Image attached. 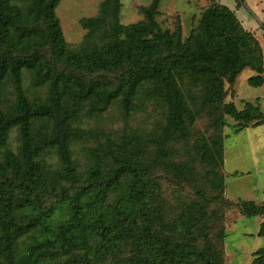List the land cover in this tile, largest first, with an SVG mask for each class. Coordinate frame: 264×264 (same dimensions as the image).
I'll return each mask as SVG.
<instances>
[{
  "label": "trees",
  "instance_id": "obj_1",
  "mask_svg": "<svg viewBox=\"0 0 264 264\" xmlns=\"http://www.w3.org/2000/svg\"><path fill=\"white\" fill-rule=\"evenodd\" d=\"M60 1L27 0L22 6L16 0H0V264H43L54 258L58 248L70 260L80 258L84 264H94L91 255L102 258L106 251L129 238L142 242L127 264H232L209 245L199 249L161 239L145 206L150 192L146 175L157 166L180 168L168 161L170 144L188 134L189 126L205 108L213 113L211 126L217 133L201 148L209 165L223 163L224 139L219 131L229 125L227 116L236 121L234 126L239 130L250 123L264 124L259 105L247 102L239 109L234 101H225V82L233 85L246 68L256 73L248 78L249 84L264 85L262 55L258 60L246 56L248 49L255 48V35L243 28L233 9L215 0L200 19L201 36H192L186 42L181 40L180 31L174 38L157 22L161 0L142 6L145 20L130 25L119 22L121 1L105 0L100 14L86 19L84 25L89 29V38L102 30L105 20L111 17L113 22L106 31L110 40L103 46L72 51L56 12ZM39 20L44 23V30ZM43 43L50 48V58L40 49ZM58 60L83 70H120L118 84L110 88L113 83L107 78L87 81L81 75L49 67ZM24 70L34 73L36 86H48L45 99H29L23 84ZM183 78L184 85L187 79L205 85L197 110L188 108L186 92L180 85ZM6 80L11 81L15 91L14 106L9 111L2 103ZM145 84H151L154 97L167 106L164 126L150 138L155 147L153 156L143 159L144 145L137 136L131 137L135 147L130 153L115 151L117 142L109 139L108 145L90 150L92 163L80 173L71 144L85 138V132L74 126L84 106L89 103L87 114L94 117L119 98L124 114L129 116L139 89ZM36 120L40 124L35 132ZM15 127L19 128L21 139L17 153L8 148ZM47 149H55L61 165L48 181L53 190L64 188L62 180L82 178L89 186L75 193L69 218L56 225L49 211L40 206L39 198L33 199L45 175L39 158ZM108 159L116 166L106 171ZM126 175L127 198L119 200L111 210L106 209L107 194L121 185ZM216 186L222 191L223 200L229 201L224 196L225 180L221 175ZM198 194L204 197L203 193ZM223 197L205 198L219 201ZM240 206L246 216L264 215V201H241ZM36 229H41L42 235H35L22 251L21 238ZM258 234L264 237V221ZM78 249L82 251L77 252ZM251 264H264V246L254 252Z\"/></svg>",
  "mask_w": 264,
  "mask_h": 264
},
{
  "label": "rangeland",
  "instance_id": "obj_2",
  "mask_svg": "<svg viewBox=\"0 0 264 264\" xmlns=\"http://www.w3.org/2000/svg\"><path fill=\"white\" fill-rule=\"evenodd\" d=\"M104 1H60L56 12L70 50L81 51L84 48L103 46L110 40L106 31L110 30L109 24L113 22L111 17L105 20L102 30L89 38H87L89 29L84 25L86 19L100 14V7ZM120 1L119 22L130 25L145 20L141 7L150 5L153 0ZM215 1L237 10L236 15L241 25L245 30L252 32L257 40L253 44L255 48L248 49L246 56L258 60L262 55L264 63V0ZM16 2L22 6L27 4V0ZM212 2L213 0H161L156 20L162 29L168 30L174 38L180 31L181 40L186 42L192 36H201L200 19ZM38 24L42 30L45 29L42 20H39ZM40 49L50 58L48 45L43 43ZM49 67L81 75L87 81L107 78L113 83L110 88L118 84L120 75V70H83L66 66L61 60L56 63L52 61ZM254 74L256 73L253 69L246 68L237 76L233 85L225 82L227 89L225 101H234L239 109H243L247 102H251L259 105L264 112V85L256 87L248 82V78ZM186 78L180 81V85L186 92L188 108L197 110L198 98H201L206 90L205 85L202 81L194 84L191 79H187L184 85L183 81ZM34 80V73L24 70L23 84L29 99L41 101L48 94V86H36ZM14 102L13 84L6 80L2 95L3 107L9 111L13 108ZM89 107L87 103L80 117L74 121V126L85 132L83 140H76L71 144L73 158L80 173L85 172L92 163L90 150L100 145H108L109 139L117 142V145L113 146L115 151L130 153L135 147V140L131 137L137 136L144 145L143 159L149 160L153 156L155 147L150 138L164 126L167 106L163 100L154 97L151 84H145L139 89L129 116L124 114L119 98L98 116L90 117L87 114ZM213 117L209 108L203 109L195 123L189 126L188 134L171 142V157L168 161L178 165L179 169L174 166L171 168L157 166L149 170L146 181L150 192L145 206L151 213L153 228L158 231L161 239L168 238L174 243L189 244L199 249L209 245L222 254L227 263L251 264L254 252L264 246V237L257 235L264 215L246 216L240 203L248 200L257 203L264 201V183L261 185V180L264 182V125L251 127L254 123H250L248 126L250 128L239 130L234 126L236 121L227 116L229 125L219 131L224 139L223 163L217 161V166H213L205 160L201 149L206 141L217 135L211 126ZM39 124L40 121H34L35 132ZM260 127H263V130ZM20 146V131L15 127L10 133L8 148L17 153ZM39 161L45 175L38 195L33 196V199L39 198L40 206L49 211L52 222L56 225L69 218L70 204L75 193L89 186L80 178L73 181L62 180L64 188L53 190L48 181L61 167L57 152L55 149H47ZM106 163V171L116 166L112 159H108ZM218 175L225 180L224 196L229 200L227 202L223 200V193L216 186ZM128 179V175L124 176L121 185L107 194L106 209L111 210L119 200L127 198ZM199 192L203 193L204 197H201ZM214 195L223 198L219 201L206 199ZM33 214L32 212L31 215ZM42 232L41 229H36L31 231V234L24 235L20 240V249L25 250L33 237L41 236ZM140 242L142 240L139 238H129L106 251L102 258L96 259L91 255V261L94 264H127ZM43 264L84 263L80 258L75 261L68 259L61 248H58L54 258Z\"/></svg>",
  "mask_w": 264,
  "mask_h": 264
},
{
  "label": "crops",
  "instance_id": "obj_3",
  "mask_svg": "<svg viewBox=\"0 0 264 264\" xmlns=\"http://www.w3.org/2000/svg\"><path fill=\"white\" fill-rule=\"evenodd\" d=\"M232 9H234V8H232ZM234 10H236V9H234ZM235 12H236V14H237V10H236ZM261 125H264V124H261ZM261 125H254V126H251V127H259V126H261ZM247 128H250V127H247ZM262 128H263V127H260L261 130H263ZM260 132H262V131H260ZM262 134H263V133H262ZM258 136H260L259 133H258ZM263 179H264V178H263ZM263 183H264V182L261 180V185H263ZM259 230H260V229H259ZM259 230H258V232H259ZM258 232H257V235L260 236V235L258 234Z\"/></svg>",
  "mask_w": 264,
  "mask_h": 264
}]
</instances>
